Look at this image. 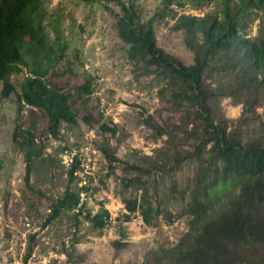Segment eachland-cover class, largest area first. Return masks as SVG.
Wrapping results in <instances>:
<instances>
[{"label": "rangeland", "instance_id": "obj_1", "mask_svg": "<svg viewBox=\"0 0 264 264\" xmlns=\"http://www.w3.org/2000/svg\"><path fill=\"white\" fill-rule=\"evenodd\" d=\"M137 1L144 19L163 6V0ZM104 5L42 0L45 29L38 43L16 40L7 44L10 51H18L14 64L20 70L8 76L15 91L5 99L0 82V264H154L151 251L173 246L188 228L187 203L197 186V162L188 158L178 166L172 164L176 150L192 148L194 143L192 133L183 132V107L174 101L167 79L153 68L137 67L130 59L116 17ZM109 6L120 11L115 3ZM172 7L174 15L154 22L157 44L189 64L194 55L184 35L171 28L175 19L182 13L220 12L221 2ZM246 33L252 37L264 33V11L252 15ZM28 77L43 79L73 96L77 85L90 83L91 92L72 101L77 121H63L52 136L42 110L35 108L33 116L30 106L18 98ZM221 105L227 117L240 116L241 104L225 97ZM258 112L264 116V107ZM150 115L156 123L169 125L163 135L144 121ZM32 121L41 154L32 158L29 167L27 145L18 143L23 137L17 141L14 133L18 125L26 129ZM102 123L116 125V133L103 130ZM106 141L119 157L113 169L100 149ZM76 159L78 167L72 177L69 171ZM126 163L151 165L156 170L137 178L138 172ZM240 180L235 177L209 187L208 198L236 188ZM67 188L80 193L78 207L85 212L79 222L74 217L78 207L63 209L46 222L52 203ZM145 191L154 207L151 222L144 220L140 209L127 219L125 199L137 197L140 202ZM104 209L110 213L108 224L102 230L93 229L84 214ZM115 239L124 241L122 248L113 246ZM28 246L31 253L25 263Z\"/></svg>", "mask_w": 264, "mask_h": 264}, {"label": "trees", "instance_id": "obj_2", "mask_svg": "<svg viewBox=\"0 0 264 264\" xmlns=\"http://www.w3.org/2000/svg\"><path fill=\"white\" fill-rule=\"evenodd\" d=\"M85 3H104L116 17V27L121 39L128 45V55L137 67L157 75L172 85L171 95L184 110L183 132L193 135V146L178 149L172 164L192 158L197 162L196 185L187 203L188 228L171 247L151 251L154 264H264V116L258 112L264 107V33L252 37L246 29L252 15L264 11V0H220V12H208L202 16L180 14L172 29L184 35L187 47L193 52L194 61L185 63L175 54L157 44L154 22L174 15L172 4L183 6L187 2L200 5L212 0H163L160 7L148 19L143 18V9L137 0H80ZM42 0H0V82L3 83L1 98L15 91L9 80L18 51H10L9 42L24 40L37 44L41 30L45 29L41 12ZM115 3L120 11L109 6ZM77 99L91 92L90 83L75 87ZM72 93H63L60 87L48 85L43 79H25L18 98L30 106L36 115L39 108L47 116V131L56 136L60 124L77 121L72 106ZM230 98L241 104L238 118L227 117L222 109V99ZM178 107V108H180ZM181 107V108H182ZM157 135H163L169 125L156 123L150 115L144 120ZM34 121H32L33 123ZM192 127L189 129V124ZM179 127L178 125H175ZM103 130L115 134L113 127L102 123ZM34 123L28 128H16L14 136L26 147V161L31 164L41 152L35 141ZM178 129V128H177ZM177 131L176 129H174ZM100 149L113 169L119 157L109 141ZM130 170L141 174L156 168L151 165L126 163ZM78 167L77 159L69 171L73 177ZM30 169L27 170V180ZM240 177L239 186L209 199V187L219 182ZM147 191L139 202L136 198L125 199L129 214L140 209L146 222L154 207ZM80 193L67 188L51 206L46 222L59 216L63 209L78 207ZM74 217L78 220L84 209L77 208ZM156 214H158L156 212ZM84 218L93 229L102 230L110 220L107 209ZM126 219V220H127ZM34 236V235H33ZM124 241L115 239L113 246L120 249ZM31 253L28 252L24 262ZM72 255L69 253V258Z\"/></svg>", "mask_w": 264, "mask_h": 264}, {"label": "built area", "instance_id": "obj_3", "mask_svg": "<svg viewBox=\"0 0 264 264\" xmlns=\"http://www.w3.org/2000/svg\"><path fill=\"white\" fill-rule=\"evenodd\" d=\"M28 225H30V223H27Z\"/></svg>", "mask_w": 264, "mask_h": 264}]
</instances>
